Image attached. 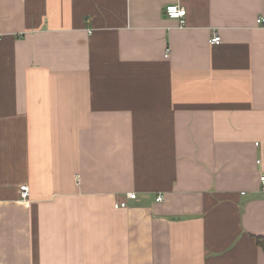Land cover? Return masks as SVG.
<instances>
[{
    "label": "crops",
    "instance_id": "1",
    "mask_svg": "<svg viewBox=\"0 0 264 264\" xmlns=\"http://www.w3.org/2000/svg\"><path fill=\"white\" fill-rule=\"evenodd\" d=\"M260 17L0 0V264H264Z\"/></svg>",
    "mask_w": 264,
    "mask_h": 264
},
{
    "label": "built area",
    "instance_id": "2",
    "mask_svg": "<svg viewBox=\"0 0 264 264\" xmlns=\"http://www.w3.org/2000/svg\"><path fill=\"white\" fill-rule=\"evenodd\" d=\"M165 14L168 18L173 19V20H178L181 24V26L185 25V17L187 14V11L185 8L180 7L179 5H169L165 9ZM257 24H263L264 25V18L260 17L257 19ZM2 37V34L0 33V39ZM210 43L213 45H220L222 43L221 37L215 34L213 38L210 40ZM169 50H167V56ZM261 185H262V190L264 191V176L261 177ZM21 197L23 200H27L29 198V188L27 186L21 187ZM131 199L136 198V194L131 193L130 194ZM163 200V197H158L157 201L160 202ZM127 207L126 201H121L115 204L116 209H125Z\"/></svg>",
    "mask_w": 264,
    "mask_h": 264
},
{
    "label": "trees",
    "instance_id": "3",
    "mask_svg": "<svg viewBox=\"0 0 264 264\" xmlns=\"http://www.w3.org/2000/svg\"><path fill=\"white\" fill-rule=\"evenodd\" d=\"M258 245L264 250V236L256 237Z\"/></svg>",
    "mask_w": 264,
    "mask_h": 264
}]
</instances>
